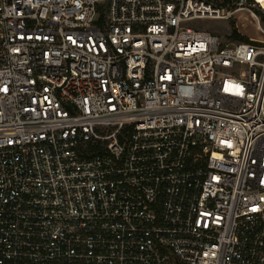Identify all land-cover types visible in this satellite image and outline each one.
Returning <instances> with one entry per match:
<instances>
[{
	"label": "built area",
	"instance_id": "obj_1",
	"mask_svg": "<svg viewBox=\"0 0 264 264\" xmlns=\"http://www.w3.org/2000/svg\"><path fill=\"white\" fill-rule=\"evenodd\" d=\"M0 264H264L259 0H0Z\"/></svg>",
	"mask_w": 264,
	"mask_h": 264
},
{
	"label": "rangeland",
	"instance_id": "obj_2",
	"mask_svg": "<svg viewBox=\"0 0 264 264\" xmlns=\"http://www.w3.org/2000/svg\"><path fill=\"white\" fill-rule=\"evenodd\" d=\"M256 10L259 11L257 7H256ZM238 17L241 20H243L242 21L243 24L247 23V22H250V24H252L251 22L255 21L251 17V15H248V13H246V12H240L238 14ZM193 25L196 28L205 29V30H208L212 33H216L219 36H221L222 38H224L225 41H233L234 39L233 40H231L232 38L229 39V36L232 34L234 29H237L236 28L237 23L233 19H231L230 21L218 20V19H204V20H198V21L194 22ZM242 29L245 31L244 26H242ZM246 32L253 39H262L263 38V36L261 34L257 33L254 29L248 28V29H246L245 33Z\"/></svg>",
	"mask_w": 264,
	"mask_h": 264
},
{
	"label": "trees",
	"instance_id": "obj_3",
	"mask_svg": "<svg viewBox=\"0 0 264 264\" xmlns=\"http://www.w3.org/2000/svg\"><path fill=\"white\" fill-rule=\"evenodd\" d=\"M235 1H239V0H235ZM248 1H251V0H248ZM242 32L245 33L243 29H242ZM231 38L236 41L250 42L249 39L243 36L237 29H234V31L232 32Z\"/></svg>",
	"mask_w": 264,
	"mask_h": 264
},
{
	"label": "bare ground",
	"instance_id": "obj_4",
	"mask_svg": "<svg viewBox=\"0 0 264 264\" xmlns=\"http://www.w3.org/2000/svg\"><path fill=\"white\" fill-rule=\"evenodd\" d=\"M261 3H262V5L264 6V0H259ZM251 17L253 18V16L251 15ZM254 19V18H253ZM255 20V19H254Z\"/></svg>",
	"mask_w": 264,
	"mask_h": 264
}]
</instances>
